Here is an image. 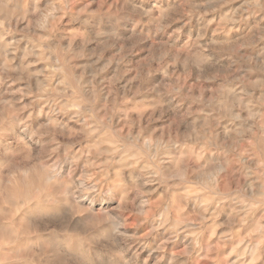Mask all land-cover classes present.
<instances>
[{
  "label": "clouds",
  "instance_id": "obj_1",
  "mask_svg": "<svg viewBox=\"0 0 264 264\" xmlns=\"http://www.w3.org/2000/svg\"><path fill=\"white\" fill-rule=\"evenodd\" d=\"M0 264H264V0H0Z\"/></svg>",
  "mask_w": 264,
  "mask_h": 264
}]
</instances>
